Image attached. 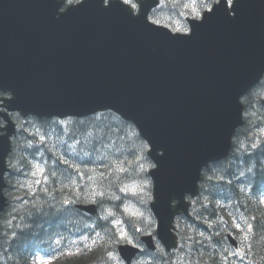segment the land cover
<instances>
[{
  "label": "water",
  "instance_id": "water-1",
  "mask_svg": "<svg viewBox=\"0 0 264 264\" xmlns=\"http://www.w3.org/2000/svg\"><path fill=\"white\" fill-rule=\"evenodd\" d=\"M137 1L138 16L120 1L93 0L62 14L58 0H0V92L12 96L4 107L24 116L111 110L134 123L157 164L153 209L170 249L174 216L187 213L185 196L198 194L203 167L228 155L242 123L240 100L264 73V0H234L231 9L222 0L192 22L190 36L148 22L157 0ZM6 131L0 214L12 123ZM134 251L122 248L128 263Z\"/></svg>",
  "mask_w": 264,
  "mask_h": 264
},
{
  "label": "trees",
  "instance_id": "trees-1",
  "mask_svg": "<svg viewBox=\"0 0 264 264\" xmlns=\"http://www.w3.org/2000/svg\"><path fill=\"white\" fill-rule=\"evenodd\" d=\"M264 92V84L260 86ZM259 96L253 93L246 99L249 108L244 126L238 131L231 156L214 165L205 173L202 182V200L197 208L198 221L192 222L183 241L192 242L194 254L205 264H222L221 250L226 245L225 217L229 227L239 225L237 234L253 251L255 260L264 264V211L254 198L264 193V137L258 133L264 128V108ZM252 109V110H251ZM40 131L51 137L52 145H42L43 160L47 165L48 180L32 200L26 199L14 213L11 230L4 231L0 239L2 254L0 264H34V256L47 253L50 246L48 233L60 229L80 231L84 227L83 214L65 207L64 199L74 196L81 201L94 200L102 191L116 212L120 189L128 182L147 178L144 168L134 162L138 154L145 157V143L135 128L112 112H105L85 119L70 120L66 126L55 120H35ZM14 175L7 177L8 192ZM26 190V189H22ZM76 190L83 194L74 193ZM92 191V193H91ZM9 196V194H8ZM98 232L112 238L114 230L108 222L93 223ZM252 231H248V226ZM69 233L71 241L75 240ZM72 235V236H71ZM247 237L245 240L244 237ZM88 238V233L86 234ZM116 237L112 242L116 250ZM108 242L99 243L92 259L107 262L105 251ZM84 260L85 258H80ZM76 263L77 260L71 261ZM82 262V261H81ZM163 260H154L162 264ZM68 263V262H67ZM79 264V263H76Z\"/></svg>",
  "mask_w": 264,
  "mask_h": 264
},
{
  "label": "snow or ice",
  "instance_id": "snow-or-ice-1",
  "mask_svg": "<svg viewBox=\"0 0 264 264\" xmlns=\"http://www.w3.org/2000/svg\"><path fill=\"white\" fill-rule=\"evenodd\" d=\"M103 2H104V3H108V0H103ZM205 2H206V0H205ZM215 3H216V5H219L220 3H222V0H215ZM230 3H231V0H229V4H230ZM122 4L128 6V7L125 8L124 10H125V11H129V12H130V9H131V8L135 7V4L132 2V0H122ZM216 10H218V8H216V9L208 8V9H207L208 12H213V13H214ZM122 191H123V189H122ZM237 227L239 228V225H237ZM247 230H248V231H252V226L249 225ZM121 238H122V239L125 238L123 234H121ZM244 239L246 240L247 237L245 236ZM93 243H95V241H93ZM85 246H87V245H85ZM133 247H135V245H133ZM65 254L68 255V256H72V255H74V254H75V255H79V251L73 253L71 250H68ZM233 254L235 255L236 253H233ZM242 258H243V257L241 256V259H242Z\"/></svg>",
  "mask_w": 264,
  "mask_h": 264
},
{
  "label": "rangeland",
  "instance_id": "rangeland-1",
  "mask_svg": "<svg viewBox=\"0 0 264 264\" xmlns=\"http://www.w3.org/2000/svg\"><path fill=\"white\" fill-rule=\"evenodd\" d=\"M122 234L124 235L125 238L128 239L129 242L132 241V238L130 237V235H128V232H127L125 227H123V233Z\"/></svg>",
  "mask_w": 264,
  "mask_h": 264
}]
</instances>
